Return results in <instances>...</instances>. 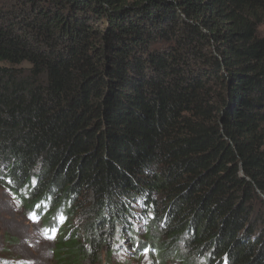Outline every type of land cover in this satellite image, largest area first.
Instances as JSON below:
<instances>
[{"label": "trees", "instance_id": "trees-1", "mask_svg": "<svg viewBox=\"0 0 264 264\" xmlns=\"http://www.w3.org/2000/svg\"><path fill=\"white\" fill-rule=\"evenodd\" d=\"M0 63L56 264H264V0H5Z\"/></svg>", "mask_w": 264, "mask_h": 264}, {"label": "rangeland", "instance_id": "rangeland-1", "mask_svg": "<svg viewBox=\"0 0 264 264\" xmlns=\"http://www.w3.org/2000/svg\"><path fill=\"white\" fill-rule=\"evenodd\" d=\"M56 238V232L49 233L39 217L32 215L10 189L0 185V264H56L53 256ZM123 251L121 248L113 253L111 264H134ZM147 263L149 260L145 258L140 264ZM94 264L107 263L102 260Z\"/></svg>", "mask_w": 264, "mask_h": 264}]
</instances>
